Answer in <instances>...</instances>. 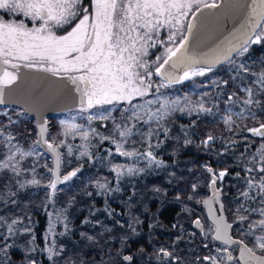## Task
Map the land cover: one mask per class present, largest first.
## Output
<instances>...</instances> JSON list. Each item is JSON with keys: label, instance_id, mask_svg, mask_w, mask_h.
I'll use <instances>...</instances> for the list:
<instances>
[{"label": "snow or ice", "instance_id": "snow-or-ice-1", "mask_svg": "<svg viewBox=\"0 0 264 264\" xmlns=\"http://www.w3.org/2000/svg\"><path fill=\"white\" fill-rule=\"evenodd\" d=\"M218 9L223 11H213ZM0 12L3 13L0 14V104L5 103V90L17 86L22 80L37 108L44 106L63 88L71 85V91L78 98V110L86 114L84 118L88 126L73 122L75 117L73 120H61L63 135H79L84 141L89 139L90 134L100 136L101 140H111L119 155L143 158L149 165L156 166L162 161L157 160L151 150L144 153L123 150V142L132 136L135 124L129 126L115 122L111 108L127 104L128 107L122 112L125 120L150 123L155 119L159 124L177 108L183 112L185 109L179 107L182 102L190 103L188 97L169 99L157 95L161 88L191 77L205 76L221 63L234 64V57L244 56L251 46L264 47V0H0ZM229 19L234 23L230 31L224 29L227 34L223 39L216 42L208 52L196 55L193 42L200 39L201 33L223 27ZM160 48L163 51L152 60L151 50ZM239 67L244 72L249 71L244 64ZM22 69L27 70L23 77ZM30 73L46 75L30 76ZM155 78H159L160 82L156 83ZM222 83L227 84V81ZM258 83L261 85L260 92L264 94V72L260 73ZM244 91L247 93L244 104L259 103L254 99L251 87ZM150 94L156 98L145 100L143 104L135 103L137 99ZM152 104H158L159 107L152 111ZM94 109L97 111L94 112ZM195 110L209 111L203 103L198 104ZM248 114L254 115L250 110ZM144 115H147V121L143 120ZM109 119H113L114 131L119 133V140L103 136L90 127L92 121ZM224 122L226 125L232 124L231 115L224 117ZM38 128V139L34 143L47 145L54 156V166L44 165L51 177L46 185L51 189L48 197L51 201L58 184L69 181L79 169L68 172L61 179V154L58 149L64 141L56 143L55 137L49 141L45 135L46 121L39 124ZM163 131L166 134V130ZM247 131L264 140V123L248 128ZM152 135L153 131H149L148 137ZM0 136H5L2 129ZM13 139L11 134L6 136L10 154L0 160V170H10L13 173L11 179L19 188L40 185V179L36 178V166L30 169L31 179H19L29 172V169L20 166V160L37 153L35 149L23 151L18 145L11 144ZM214 139L209 135L202 143L207 145ZM12 148L15 151H11ZM257 153L259 158L252 160V166L244 169L246 188L239 195L245 202L258 201L259 207L244 208L243 204L240 205V209L247 215L237 216V222L247 223V231L241 228L242 235L239 238L230 234L233 225L224 217L225 208L219 199L220 190L215 189L217 179L227 175V170L220 171L217 176L211 167L206 166V171L213 173L210 187L214 191L210 200H205L204 204L209 207L213 228L203 234L207 236L211 233L212 240L224 246L215 249L216 255L197 257L201 264H225V260L231 264H237V261L240 264H264V144H261ZM112 170L116 172L117 178L125 172L133 174L143 171L124 165H115ZM98 187L105 188L106 185L98 183ZM196 187L193 185L194 191ZM15 195L9 187L7 196ZM212 201L219 207L212 208ZM7 202L16 204L15 199ZM62 215L56 213L53 217L49 214L44 248L49 259L59 255L55 251V240H49V237L54 233L55 221H59ZM253 215L259 218L253 220ZM194 223L200 225V220ZM22 224L21 217L8 221L0 216V227L5 229L0 234V251L7 253L15 246L10 241L25 234L31 236L27 242V251H35V235L30 227H20ZM250 238L251 246L248 242ZM235 246L239 247L238 258L233 257L229 250ZM160 253L164 257H172V253L164 249ZM123 259L130 261L132 257L124 256ZM0 264L5 262L0 261ZM27 264H36V261L28 260Z\"/></svg>", "mask_w": 264, "mask_h": 264}, {"label": "rangeland", "instance_id": "rangeland-1", "mask_svg": "<svg viewBox=\"0 0 264 264\" xmlns=\"http://www.w3.org/2000/svg\"><path fill=\"white\" fill-rule=\"evenodd\" d=\"M162 51V48L151 50V59L154 60L155 55ZM234 61V64L225 63L205 76L192 77L184 85L160 89L157 95L169 99L188 97L190 103L182 102L179 107L185 109L183 112L177 108L159 124L155 119L150 123L125 120L122 112L128 107L127 104L115 105L111 108L115 122L129 126L135 124L132 136L123 142V150H135L140 153L151 150L156 159L162 161L159 166L149 165L143 158L119 155L115 144L111 140H101L100 136L90 134L89 139L84 141L79 135H63L61 120H73L75 117L73 122L88 126V121L84 118L86 114H81L78 107L49 117L46 134L49 141L51 142L53 137L56 138V143L60 140L64 141L58 149L61 154L60 178L62 179L68 172L79 169L76 176L63 184H58L51 201L48 199L51 189L46 187L51 177L44 167V165L52 167L50 156L34 143L37 140L36 130L21 125L9 112L21 115L20 111L0 105V129L5 133V136H0V160H4L10 154L6 136L11 134L14 137L11 144L18 145L26 152L35 149L37 153L20 160V166L29 169V172L19 179L21 181L31 179L30 169L36 166V178L41 181L40 185L19 188L12 181L13 173L10 170H0V194H3L0 195V216L8 221L17 217L23 218L20 227H30L35 235L34 252L27 251V242L31 236L25 234L10 241L15 246L7 253L0 251V261H4L5 264H27L28 260H35L37 264L56 263L54 261L57 256L49 259L48 253L44 251L49 214L55 217L56 213H63L60 220L55 221L54 233L49 237V240H55V251L59 253L62 250L96 247L101 224L98 219L100 215L116 218L113 210L109 208L115 200L137 202L141 195L143 197L141 201L144 203L170 200L198 201L197 197L203 194L201 191L208 185L210 179V174L203 168L210 165V153L219 169H223L228 164L225 161L222 165L219 163L223 159L221 154L224 148H242V145L249 141L248 138L252 137L247 129L264 123V113L259 112L264 108V94L260 92L261 85L258 83L260 73L264 72V47L251 46L248 53L242 57H234ZM240 64H244L249 71L244 72L240 69ZM224 81H227V84L222 83ZM249 87L253 89L254 99L259 101L258 104H244L247 98L244 89ZM230 96L233 98L229 99ZM155 98V95L150 94L143 99H137L135 103L143 104L145 100ZM200 103H203L204 108L209 111H196ZM150 107L155 111L159 105L152 104ZM249 110L254 115L250 116ZM229 115L233 123L226 125L224 117ZM143 120H148L147 115H144ZM90 127L103 136L120 139L119 133L114 131L113 119L92 121ZM163 130H166V134ZM149 131H153L150 138ZM209 135L215 138L214 149L202 143ZM149 145L152 146L151 149ZM11 151L15 149L12 148ZM85 152L87 154H82ZM226 152L229 155L228 149ZM230 155L231 162L228 165L235 164L238 169L239 155L233 152ZM16 158L19 160V154ZM115 165L134 167L143 171L133 174L125 172L117 178L116 172L112 170ZM237 171L233 175L237 176ZM98 183L105 184L106 187L100 188ZM193 185L197 186L195 191ZM9 187L16 193L15 197L7 196ZM135 191L136 193H133ZM173 191L178 192L175 194ZM145 192H147L146 198ZM170 195H173V198H169ZM190 196L192 199H189ZM10 199H15L16 204L7 202ZM64 217L67 218L66 221ZM107 224L104 223L108 226L104 228L109 233L111 225ZM4 231L5 229L0 227V234Z\"/></svg>", "mask_w": 264, "mask_h": 264}, {"label": "flooded vegetation", "instance_id": "flooded-vegetation-1", "mask_svg": "<svg viewBox=\"0 0 264 264\" xmlns=\"http://www.w3.org/2000/svg\"><path fill=\"white\" fill-rule=\"evenodd\" d=\"M155 81L158 83L156 78ZM248 140L245 143L247 147L243 144V147L238 149L224 148L221 154L223 159L220 160V165L223 161L226 164L231 162V152L239 155L238 169L235 164H227L223 169H219L212 153H210V165H207L217 176L220 171L227 170V175L217 179L215 189L220 190L219 199L225 208L223 215L233 225L230 234L234 238L242 235L241 228L247 231V223L237 222V216L247 215L240 209V205L243 204L244 208L259 207L258 201L245 202L239 195L246 188L244 169L251 167V161L259 158L257 150L260 149L261 144H264V140L260 137L252 136ZM207 145L214 149L215 139ZM227 149L230 151V156L226 152ZM242 166L244 168H241ZM203 168L206 171V166ZM236 171L239 176L233 175ZM213 173H209L208 185L201 191L203 194L197 197L198 201L170 200L144 203L141 201L143 198L141 195L137 202L129 200L124 203L115 200L109 208L113 210L116 218L111 219L100 215L98 219L101 224L96 247L59 251L60 254L54 261L56 263L53 264H201L197 257L216 255L215 249L224 246L219 241H213L211 233L207 236L203 234L213 228L212 217L208 215L209 207L204 204L205 199L213 196L214 190L210 187ZM173 192L177 194L178 191ZM146 194L147 192L144 194L145 198ZM169 198H173V195ZM211 207L218 208L219 205L212 201ZM258 218V215L251 217L253 220ZM197 219L200 220V225L194 223ZM105 222L111 225L109 233L104 228L108 227L104 225ZM248 242L251 246V238ZM206 244L209 247L206 248ZM161 249L172 253V257H164L160 253ZM229 250L233 257H239L238 246L230 247ZM124 256H131L132 259L125 261ZM225 264H231V262L225 260ZM237 264L240 262L237 261Z\"/></svg>", "mask_w": 264, "mask_h": 264}, {"label": "water", "instance_id": "water-1", "mask_svg": "<svg viewBox=\"0 0 264 264\" xmlns=\"http://www.w3.org/2000/svg\"><path fill=\"white\" fill-rule=\"evenodd\" d=\"M213 11L222 12L223 9H218V10H213ZM233 23L234 21L229 19L223 25V27H218L213 31L205 30L204 32H202L200 39L198 41L193 42L194 53L196 55H200L202 53L208 52L209 49L212 48L216 42L223 39V36L227 34L224 31L225 28H227L229 31L231 30V26ZM223 64L225 63L216 65L214 69H216L217 67ZM26 72L27 70H24V69L21 70L22 77ZM29 75L30 76H44L46 74L30 73ZM157 79L160 82V79L159 78ZM187 81L189 80L182 81L177 84H173L170 87L185 84ZM4 101L5 103H3V105H16L20 107L23 111H25L28 115L33 117L36 128H37V139H38V133H39L38 125L46 121V116L53 114V113L66 111V110H69V109H72L78 106V98L76 97L74 92L71 91V85H69L67 88H63V90L59 92V94L54 96L44 106L37 108L35 106V100L32 96L28 94L25 82L23 80L17 86H13L5 90ZM39 147L50 155L52 166H54V156L52 152L47 148V145H44L41 142V144H39ZM209 199L210 198L205 199V200H209Z\"/></svg>", "mask_w": 264, "mask_h": 264}, {"label": "trees", "instance_id": "trees-1", "mask_svg": "<svg viewBox=\"0 0 264 264\" xmlns=\"http://www.w3.org/2000/svg\"><path fill=\"white\" fill-rule=\"evenodd\" d=\"M10 108L17 109V110L20 111L21 115H18L16 113H12L11 111H9V112L11 114H13V116L16 118V120L18 122H20L21 125H27L33 131L36 130L35 125H34V120H33L32 117L28 116L24 111H22L21 109L17 108L16 106H10ZM263 111H264V108H261L259 112L260 113H264ZM48 118H47V121H48ZM17 127H19V124H17Z\"/></svg>", "mask_w": 264, "mask_h": 264}]
</instances>
